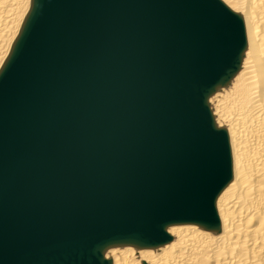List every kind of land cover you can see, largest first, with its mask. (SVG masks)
<instances>
[{
  "label": "water",
  "instance_id": "water-1",
  "mask_svg": "<svg viewBox=\"0 0 264 264\" xmlns=\"http://www.w3.org/2000/svg\"><path fill=\"white\" fill-rule=\"evenodd\" d=\"M243 48L219 0H31L0 68V264H110L215 225L230 154L207 99Z\"/></svg>",
  "mask_w": 264,
  "mask_h": 264
},
{
  "label": "bare ground",
  "instance_id": "bare-ground-1",
  "mask_svg": "<svg viewBox=\"0 0 264 264\" xmlns=\"http://www.w3.org/2000/svg\"><path fill=\"white\" fill-rule=\"evenodd\" d=\"M219 1L240 18L244 48L236 72L207 99L230 154V179L214 200L215 225L174 224L157 246L110 247V264H264V0ZM30 4L0 0V68Z\"/></svg>",
  "mask_w": 264,
  "mask_h": 264
}]
</instances>
